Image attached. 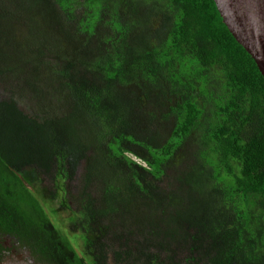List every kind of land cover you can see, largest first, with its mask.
<instances>
[{
	"label": "trees",
	"instance_id": "trees-1",
	"mask_svg": "<svg viewBox=\"0 0 264 264\" xmlns=\"http://www.w3.org/2000/svg\"><path fill=\"white\" fill-rule=\"evenodd\" d=\"M0 83L1 241L264 264V77L214 0H0Z\"/></svg>",
	"mask_w": 264,
	"mask_h": 264
},
{
	"label": "water",
	"instance_id": "water-1",
	"mask_svg": "<svg viewBox=\"0 0 264 264\" xmlns=\"http://www.w3.org/2000/svg\"><path fill=\"white\" fill-rule=\"evenodd\" d=\"M223 23L264 77V0H214Z\"/></svg>",
	"mask_w": 264,
	"mask_h": 264
},
{
	"label": "rangeland",
	"instance_id": "rangeland-1",
	"mask_svg": "<svg viewBox=\"0 0 264 264\" xmlns=\"http://www.w3.org/2000/svg\"><path fill=\"white\" fill-rule=\"evenodd\" d=\"M51 30V27H49V32ZM55 36V35H54ZM2 83H0V87H1V91H0V96H4L3 95V91L4 92H8V88L6 85H2ZM81 172V167L78 169L77 174ZM75 181H72V184H74ZM74 231V230H72ZM70 238H71V243L77 247L78 243L80 242V234L79 232H71L70 234ZM1 241V240H0ZM2 244L4 245V249L0 254V264H21L22 262L25 264H33L29 261L28 258V252L26 251V249L20 247V246H16L14 243H11L10 240L7 238L5 240L1 241ZM15 248L14 252H11V250H13V248Z\"/></svg>",
	"mask_w": 264,
	"mask_h": 264
},
{
	"label": "flooded vegetation",
	"instance_id": "flooded-vegetation-1",
	"mask_svg": "<svg viewBox=\"0 0 264 264\" xmlns=\"http://www.w3.org/2000/svg\"><path fill=\"white\" fill-rule=\"evenodd\" d=\"M16 245V244H15ZM17 246V245H16ZM11 248H13V247H11ZM15 251V248H13V250H11V252H14ZM27 251V250H26ZM28 252V251H27ZM28 258H29V261L31 262V263H33V264H38L37 262H35L32 258H31V256L29 255V253H28ZM14 264V263H13ZM21 264H25V263H21Z\"/></svg>",
	"mask_w": 264,
	"mask_h": 264
}]
</instances>
